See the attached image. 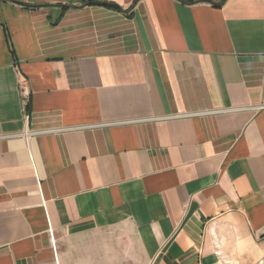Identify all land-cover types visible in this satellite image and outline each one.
I'll return each mask as SVG.
<instances>
[{"label": "crops", "instance_id": "crops-1", "mask_svg": "<svg viewBox=\"0 0 264 264\" xmlns=\"http://www.w3.org/2000/svg\"><path fill=\"white\" fill-rule=\"evenodd\" d=\"M264 0H0V264H262Z\"/></svg>", "mask_w": 264, "mask_h": 264}, {"label": "rangeland", "instance_id": "rangeland-1", "mask_svg": "<svg viewBox=\"0 0 264 264\" xmlns=\"http://www.w3.org/2000/svg\"><path fill=\"white\" fill-rule=\"evenodd\" d=\"M262 264H264V262Z\"/></svg>", "mask_w": 264, "mask_h": 264}]
</instances>
